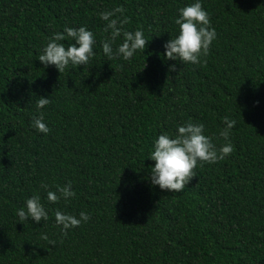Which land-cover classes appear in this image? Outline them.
<instances>
[{
    "label": "trees",
    "instance_id": "16d2710c",
    "mask_svg": "<svg viewBox=\"0 0 264 264\" xmlns=\"http://www.w3.org/2000/svg\"><path fill=\"white\" fill-rule=\"evenodd\" d=\"M195 2L0 0V264H264V0H200L217 34L209 54L165 59ZM117 7L123 29L149 40L127 61L102 51L100 13ZM66 27L91 31L95 55L59 73L38 57ZM40 97L51 103L37 109ZM41 113L47 134L32 125ZM224 117L236 121L229 156L198 163L180 192L151 184L161 134L202 123L219 149ZM69 182L73 198L47 200ZM33 195L49 218L20 223ZM57 210L90 219L63 235Z\"/></svg>",
    "mask_w": 264,
    "mask_h": 264
},
{
    "label": "clouds",
    "instance_id": "9594fccd",
    "mask_svg": "<svg viewBox=\"0 0 264 264\" xmlns=\"http://www.w3.org/2000/svg\"><path fill=\"white\" fill-rule=\"evenodd\" d=\"M123 12L122 7H117L112 11L100 13V18L107 22L104 31L109 32L110 30V37L102 42V51L109 60L121 56L126 61L130 60L138 50L143 52L149 42L144 38L142 30L132 32L123 29V25L128 23L126 17L124 19L113 18ZM174 22L179 26V34L164 44V58L178 61L181 64L201 63V57H207L217 34L215 29L210 27L209 15L203 9L200 0L181 8ZM121 35L122 43L114 53L112 44ZM66 39L75 43H70L66 47L64 43H60ZM94 44L93 33L85 27L78 29L66 27L64 33H55L49 39L38 60L44 67L52 65L59 73H62L70 65L74 69L80 65H88L95 55ZM169 70L176 71L175 65H170ZM50 103L48 98L40 97L36 107L43 109ZM43 120L44 116L41 113L38 118L33 119L32 125L38 132L47 134L50 129ZM223 122L225 127L219 132V136L226 143L219 149L212 142V138L204 134L205 129L202 123L188 122L178 127L174 138H170L168 134H161L154 141V150L148 156V159L155 161L154 166L150 168L151 184L168 192H180L196 177L194 169L198 163L202 167L205 163H216L229 156L234 150L231 142H228L230 130L235 126L236 121L224 117ZM42 187L47 188V185H42ZM75 195L71 182H69L65 186H57L56 192L48 191L47 200L55 204L61 199L68 201ZM17 216L20 223L29 219L39 223L49 218L39 195H33L27 199L26 207L18 209ZM89 219V215L85 212L79 214V219L59 210L55 212L56 225L62 226L63 235H67V230L79 227L82 222H87ZM41 239L48 241L49 245H55V241L49 240L47 235H42Z\"/></svg>",
    "mask_w": 264,
    "mask_h": 264
}]
</instances>
